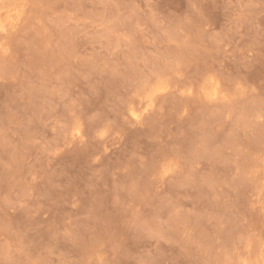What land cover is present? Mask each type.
<instances>
[{"label": "rangeland", "instance_id": "1", "mask_svg": "<svg viewBox=\"0 0 264 264\" xmlns=\"http://www.w3.org/2000/svg\"><path fill=\"white\" fill-rule=\"evenodd\" d=\"M0 264H264V0H0Z\"/></svg>", "mask_w": 264, "mask_h": 264}]
</instances>
